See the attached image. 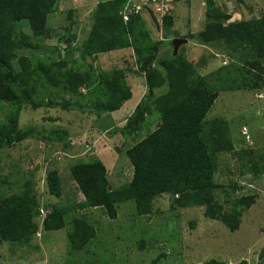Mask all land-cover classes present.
Instances as JSON below:
<instances>
[{"label": "trees", "instance_id": "trees-1", "mask_svg": "<svg viewBox=\"0 0 264 264\" xmlns=\"http://www.w3.org/2000/svg\"><path fill=\"white\" fill-rule=\"evenodd\" d=\"M136 1L141 8L136 9L133 0L97 3L92 12L90 31L80 47L81 59H51L50 63H44L21 57L16 71L9 58L11 54L21 48L38 50L32 37L42 40L57 37L47 20L58 2L0 0V103L6 102L14 107L7 120L0 119V152L29 139L42 141L47 146L65 140L61 143L63 148L70 147L67 133L60 131L62 128L56 123L49 130H40L34 125L21 128L20 113L24 106L32 110L61 108L81 112H85V106L99 120L106 116L113 124L114 114L133 95L127 83L128 73L139 74L147 86L145 99L134 108L124 126L112 131L121 136L122 144H126L127 139L136 141L144 136L124 152L133 169L132 178L113 188L102 161H75L71 173L84 195L77 208H102L106 216L114 220L120 203L135 202L144 212V205L168 194L173 205L179 208L203 206L206 217L218 218L234 231L240 226L243 210L255 204L256 197L252 196L253 203H250L245 197L233 196L228 201L231 207L214 197L219 156L232 151L233 139L227 120L206 119V116L222 92L242 90L259 94L264 90V17L232 22L219 28L221 20L229 17L216 9L213 0H206L204 28L190 35H176L187 40L182 47L188 46L189 41H196L203 46L221 49V43L224 45L222 49L226 48L230 55L236 53L237 56L229 58L226 66L201 75L180 51L176 56L171 51L157 56L163 40L152 39L143 19V11H148L143 14L155 19V9L160 3L165 4L169 9L162 15L160 27L167 33L164 39L170 44L175 38L169 36L171 29L179 20L174 0ZM24 20L28 22L30 33L24 31L21 24ZM72 40L73 37L67 35L61 41L66 44L68 54L72 51ZM125 49L132 50L137 70L131 69L125 59H117V66L99 73L92 66L85 65L88 57ZM223 52L227 54L226 50ZM204 63L199 60L197 65ZM48 120L54 122L56 118ZM153 123L157 124L156 128L144 135L142 131ZM245 151L246 154L250 152ZM248 170L255 175L258 173L253 164ZM45 184L49 195L60 197L56 170L48 171ZM229 187L232 193L240 190L233 184ZM38 207V195L32 180L23 184L21 196L12 193L0 197V243L37 250L34 242L40 230L36 221ZM68 208L53 206L41 230L63 229ZM85 219L74 217L70 222L67 236L69 249L73 252L83 250L96 237V229Z\"/></svg>", "mask_w": 264, "mask_h": 264}, {"label": "rangeland", "instance_id": "rangeland-1", "mask_svg": "<svg viewBox=\"0 0 264 264\" xmlns=\"http://www.w3.org/2000/svg\"><path fill=\"white\" fill-rule=\"evenodd\" d=\"M100 1L103 0H57L55 10L47 20L57 37L51 40L32 37V42L39 49L32 51L21 48L11 54L9 58L14 70H19L17 62L21 57L44 63H50L51 59H81L80 47L90 31L92 12ZM133 1L135 6L138 5L137 1ZM174 3L179 20L169 36L190 35L204 28L206 0H174ZM213 3L216 9L229 17L221 20L219 28L232 22L264 17V0H213ZM156 17L160 19L158 14ZM143 19L152 39L163 40L157 56L166 51L172 52L171 42L167 44L168 40L164 39L167 33L160 27L161 22L158 23L148 14H143ZM21 24L25 27L24 31H30L26 20ZM67 35L73 37L69 54L65 52L66 44L61 42ZM187 45H180L178 52L188 63L196 66L201 75L226 66L233 55L237 56L236 53L230 55L226 48L222 49L224 45L221 43V49L203 46L196 41H189ZM225 50L228 55L223 52ZM86 59L85 65L92 66L97 73L117 66V59H125L131 69L137 70L131 49ZM199 60L205 61L204 65H197ZM127 83L133 88L132 97L114 114L113 124L110 123V127L101 130V133L96 125V116L90 114L85 106L84 113L76 110L81 120L77 118L78 113L61 108L32 110L24 106L20 113V126L27 128L34 125L40 130H49L55 123H65L72 130L71 142L77 145L74 151L77 158L85 157L81 159L84 162L93 159L102 161L108 171L110 185L116 188L132 178L133 169L124 152L135 141L127 139V143L122 144L121 136L112 131L115 126L124 125L123 117L129 116L145 99L146 92L144 78L139 74L128 73ZM13 112L14 107L10 104L0 103V119L7 120ZM50 117L56 118V121H49ZM208 118L227 120L233 139L232 151L219 156L214 177L217 185L213 189L214 197L221 203L227 202L228 206L233 196L245 197L246 202L250 203H253L252 196L256 197L255 204L243 210L238 229L230 231L222 220L206 217L203 206L179 208L171 203L168 194L160 195L149 205H144V212L135 202L120 203L114 220H110L102 208L78 209L83 195L72 180L69 168L75 161H63L64 158H72L61 152L60 147L29 139L0 152V197L12 193L21 196L23 184L32 180L39 207L49 211L53 206L69 207L65 212L66 224L56 231L40 230L34 242L37 250L0 243V264H264V90L259 94L242 90L222 92L207 113ZM156 126L153 123L142 133L146 135ZM243 127L247 130L248 139L245 136L244 139L240 133ZM245 149L250 152L246 154ZM252 164L258 170V175L249 172L248 167ZM54 169L59 171L61 178L58 198L48 194L45 184L48 171ZM230 184L239 186L240 190L232 193ZM74 217L87 218L85 220H89L96 229L95 239L78 252L69 249L67 238Z\"/></svg>", "mask_w": 264, "mask_h": 264}, {"label": "clouds", "instance_id": "clouds-1", "mask_svg": "<svg viewBox=\"0 0 264 264\" xmlns=\"http://www.w3.org/2000/svg\"><path fill=\"white\" fill-rule=\"evenodd\" d=\"M159 7L157 8V9H155V20L159 23V22H161V17H162V15H163V13H164V11L165 10H168L169 8L168 7H166L165 6V4L164 5H162V3H160L159 5H158ZM139 8H141V6L140 5H137L136 6V9H139ZM148 12V11H147ZM143 13H144V11L142 12V15H143ZM159 15V20L157 19V17H156V15ZM125 19H127V18H125ZM177 38H180V37H175V38H173V39H177ZM172 39V40H173ZM180 39H183V38H180ZM172 40H171V44H172ZM184 40H186V39H184ZM187 41V40H186ZM187 43V42H186ZM185 43V44H186ZM182 45V44H181ZM172 46V45H171ZM179 48V47H178ZM177 52H178V50H177ZM172 53H173V48H172ZM177 55V54H176ZM175 55V56H176ZM128 76V75H127ZM144 83H145V81H144ZM145 85V87H146V89H147V86H146V83L144 84ZM133 89V88H132ZM82 92H84V91H82ZM77 109H67V111H73V112H75V113H78V115L80 116H78L77 118H78V120H81V115H80V113L78 112V111H76ZM134 110V109H133ZM133 110H132V112H133ZM81 112V111H80ZM132 112L130 113V115L132 114ZM82 113H84V112H82ZM129 115V116H130ZM129 116H127V117H123V118H125V123H126V121H127V118L129 117ZM104 117H106V116H103L101 119H103ZM100 119V120H101ZM99 121V119L97 118V122ZM125 123H124V125H125ZM57 124V127H60V128H62V130H60V131H64V132H66L67 133V136H66V139H68V142L70 141L71 142V140H72V130L69 128V127H67L66 125H65V123H56ZM62 125H64V126H62ZM124 125H122V126H124ZM72 126V125H71ZM122 126H115V127H122ZM98 128V127H97ZM99 129V132L101 133V130H104V129H101V128H98ZM115 129V128H114ZM116 133H118V132H116ZM241 135L242 136H245V137H247V139L249 138L248 137V135H247V130H246V128L245 127H243V128H241ZM115 134V133H114ZM65 138V137H64ZM245 139V138H244ZM139 140H141V139H139ZM138 141V140H137ZM136 142V141H135ZM61 143H65V140H63V141H56V142H53V144L51 145V146H53V147H60V149H61V152H64V153H66L67 155H70V158H72L71 160H68L67 158H64V160L63 161H77V162H79V161H81V159H84V158H77V156H76V154L74 153V151L76 150L75 148H76V144H73L72 142L70 143V147L69 148H63V145L61 144ZM69 158V157H68ZM81 162H84V161H81ZM84 163H86V162H84ZM74 164V162L73 163H71L70 165H69V168H71V166ZM54 170H56V172H57V174H58V180H59V187L61 186L60 185V173H59V171L57 170V169H54ZM70 175H71V178H72V180L75 182V184H76V186L78 187V189H80V187L78 186V184H77V182H76V180H75V178L72 176V173H71V169H70ZM60 192H61V187H60ZM80 192H81V194L83 195V193H82V191H81V189H80ZM51 196V195H50ZM83 200H84V195H83ZM50 213V211L49 210H46V209H44L43 207H38V214H37V217H36V221L38 222V225H40V227H39V229L41 230L42 229V225H43V222H44V220L46 219V217L48 216V214ZM66 215V214H65ZM65 215H64V220L66 219V217H65ZM39 230V231H40ZM39 231L37 232V234H36V236H38L39 235ZM67 238H68V236H67Z\"/></svg>", "mask_w": 264, "mask_h": 264}, {"label": "water", "instance_id": "water-1", "mask_svg": "<svg viewBox=\"0 0 264 264\" xmlns=\"http://www.w3.org/2000/svg\"><path fill=\"white\" fill-rule=\"evenodd\" d=\"M187 41L184 40V39H180V38H177V39H173L172 40V48H173V53L172 55L175 56L177 54V50H178V47L181 45V44H185Z\"/></svg>", "mask_w": 264, "mask_h": 264}, {"label": "crops", "instance_id": "crops-1", "mask_svg": "<svg viewBox=\"0 0 264 264\" xmlns=\"http://www.w3.org/2000/svg\"><path fill=\"white\" fill-rule=\"evenodd\" d=\"M110 123L111 122L109 121V119L104 117L103 119H101L98 122H96V125H97L98 128L108 129L110 127Z\"/></svg>", "mask_w": 264, "mask_h": 264}]
</instances>
